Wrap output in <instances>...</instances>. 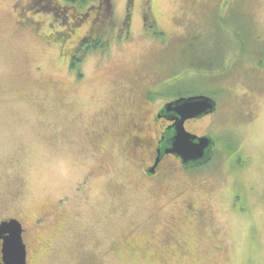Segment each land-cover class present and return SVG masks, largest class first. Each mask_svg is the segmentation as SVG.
<instances>
[{"label":"rangeland","instance_id":"1","mask_svg":"<svg viewBox=\"0 0 264 264\" xmlns=\"http://www.w3.org/2000/svg\"><path fill=\"white\" fill-rule=\"evenodd\" d=\"M18 1L0 0V215L29 216V264H264V0H112L125 32L115 25L104 50L84 44L94 13L73 27L81 7L35 12V32ZM145 90L218 105L190 125L217 141L212 160L170 162L164 186L141 173L152 153L97 138Z\"/></svg>","mask_w":264,"mask_h":264},{"label":"flooded vegetation","instance_id":"2","mask_svg":"<svg viewBox=\"0 0 264 264\" xmlns=\"http://www.w3.org/2000/svg\"><path fill=\"white\" fill-rule=\"evenodd\" d=\"M37 6V7H36ZM17 11H18V23L26 28L33 29L35 32L39 31V22H36L35 19V12L38 13H44L47 10H51L53 13V10L56 9L55 6L51 7L50 3L47 0H19L16 3ZM128 15V14H127ZM77 17H81L77 16ZM35 21V23H34ZM84 22V21H83ZM81 24V23H80ZM79 24V25H80ZM77 25V26H79ZM73 26V27H77ZM71 31L73 29L71 28ZM89 32V31H88ZM87 32V34H88ZM73 33V32H72ZM62 34L61 31H54L50 32L46 35L47 38H52L53 35ZM87 34L84 37V42L87 40ZM53 39V38H52ZM54 40V39H53ZM78 52V49L77 51ZM137 93V92H136ZM197 95V94H192ZM134 96H137L135 101L130 102V108L125 109L123 111H115L112 117V120L114 121L113 128H110L111 130L108 131H102L97 135L98 140L102 143L101 147L104 150L107 149L108 145L107 143L112 139L113 141H117V145L120 146V150L124 153L130 154L134 158V156L140 157L142 156V161H145L144 155L148 152L152 156L150 157V160L148 163L145 162V165L143 166V170L140 172L143 173L145 176L152 178V180H155L156 178H160V181H154V183H157L159 186L167 185V183L171 179V174L173 173L174 168L170 167V162L175 161L178 163V168H180L181 171H191L194 172L195 169L201 168L205 166L207 163H209L214 154H215V148L217 141L215 140V146L213 147V150L211 152V158L206 161L199 164H191V165H185L182 162V159L172 153H166L165 147L166 140L168 139V136H170V133H172L173 129L171 128L175 122L174 116L175 114L173 112H168L166 109V105L180 97H188L190 95H177L174 97H165V96H156L154 95L152 91L148 90L145 91H139ZM211 97V96H210ZM138 100V101H137ZM218 105L216 103V109L214 112L205 114L202 116L197 117H191L188 118L185 121V128L194 134H197L199 136L206 135L207 133H198L195 131L190 125L197 124L203 120H206L208 118H211V116L217 111ZM102 151V152H103ZM152 169V172L150 173V170ZM87 181L80 182V185H77L74 189L76 193L82 192L83 188L85 187ZM153 183V182H152ZM170 183V182H169ZM71 195L66 197H61L58 199L56 203V208H53L49 210L47 213H43L38 215L35 218V222L37 224H41L47 221V217L50 213L56 212V210L59 209V207H64V204L68 206L70 205V198ZM66 206V207H67ZM185 215L187 217L194 216L196 217L197 211H195V207L192 205V203L186 204L185 209ZM11 219H15L19 221L22 227V238L24 243L26 244L27 248V264L30 263V255H29V243L27 240L28 232L32 233L33 229L30 224L29 216L24 211H20L18 213H2L0 215V224L4 221H9ZM60 226V225H58ZM31 228V229H30ZM7 236V233H1L0 234V264L3 262V243H4V237ZM50 236V235H49ZM167 235L165 242H167L170 237ZM51 237V236H50ZM47 236H43L41 238V241L39 242L40 245L44 246H50V238ZM166 248H172L165 243L163 245ZM179 249L183 248V245L178 244ZM39 248H36L34 250V256L38 255Z\"/></svg>","mask_w":264,"mask_h":264},{"label":"water","instance_id":"3","mask_svg":"<svg viewBox=\"0 0 264 264\" xmlns=\"http://www.w3.org/2000/svg\"><path fill=\"white\" fill-rule=\"evenodd\" d=\"M166 109L175 114V122L171 127L173 131L166 140L165 152L180 157L185 165L208 161L215 146V139L208 134L199 136L189 132L185 128V121L191 117L214 112L216 101L208 95L197 94L180 97L168 103ZM1 233H7L4 237L1 264H27V248L22 238V227L19 221L11 219L2 222Z\"/></svg>","mask_w":264,"mask_h":264},{"label":"trees","instance_id":"4","mask_svg":"<svg viewBox=\"0 0 264 264\" xmlns=\"http://www.w3.org/2000/svg\"><path fill=\"white\" fill-rule=\"evenodd\" d=\"M56 9L53 10L55 15H61V17H68V9L77 10L80 7L81 17H76L72 26H77L82 23L85 18L94 13L93 22L86 37L85 46L88 49H107L110 43V32L113 31L117 24L113 23L114 9L112 0H66L64 5H54ZM78 14V12L76 11ZM67 15V16H66ZM128 18H126L127 20ZM144 19L146 21V27H152V18L149 11L144 13ZM122 22H125L124 20ZM116 25V26H115ZM126 25V22H125ZM115 26V27H114ZM119 28V38L123 36L125 32V26L121 24ZM75 63V61H74ZM73 63V64H74Z\"/></svg>","mask_w":264,"mask_h":264}]
</instances>
